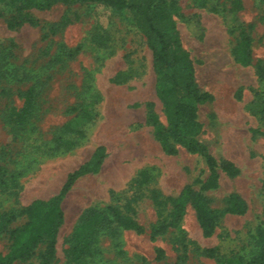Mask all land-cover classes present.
<instances>
[{"label": "rangeland", "instance_id": "rangeland-1", "mask_svg": "<svg viewBox=\"0 0 264 264\" xmlns=\"http://www.w3.org/2000/svg\"><path fill=\"white\" fill-rule=\"evenodd\" d=\"M174 17L183 46L195 66L196 83L209 91L212 98L197 104L195 137L207 146L217 161L232 162L239 169L235 175L221 168L218 186L206 192L209 205L216 209L227 206L230 194H237L247 204L243 214H224L212 236H205L194 206L189 203L182 221L185 235L201 247L218 246L225 254L239 253L246 257L257 226L264 221V81L257 74V64L264 65V0H174ZM39 24L24 23L16 29L0 17V39L16 44L13 66L21 76L38 74L48 81L39 98L38 133L28 140L13 138L2 118L10 105L21 107L19 91L31 82L14 85L12 98L0 96V165L19 167L30 145L50 140L54 131L65 125L82 127L87 132L84 143L58 156L40 158L20 179L17 198L3 194L0 187V208L26 206L33 200L47 199L59 192L70 172L91 160L99 147L104 158L97 171L87 173L74 183L62 202L64 223L58 234L57 260L66 264L69 238L78 220L89 209L113 203V191L126 189L137 172L147 166L156 168L157 176L138 190L136 219L142 232L125 230L124 249L128 261L118 258L117 264H176L182 254L180 235L169 229L152 238L151 229L166 218L173 200L191 185L201 191L209 176L204 158L174 141L176 151L168 153L156 135L158 126H167L165 104L158 92V76L147 35L138 29L128 12L98 2L56 3L44 10H32ZM239 17L243 25L231 28ZM66 22L63 27L43 38V24ZM109 36L107 46L91 41L93 31ZM248 33L252 39V61L244 64L235 56V49ZM85 43L72 59L51 66L50 59L60 44L75 47ZM97 52L101 56L97 59ZM93 74V86H83L87 72ZM5 86H10L5 82ZM89 90V91H88ZM73 108L93 109L98 115L90 124ZM160 194L158 205L154 195ZM25 217L13 223L18 227ZM9 235H0V251L7 253ZM102 245L110 248L108 239ZM162 248L164 258L156 259ZM187 264H216L214 259L189 252ZM107 257H114L108 251ZM38 253L14 264H32Z\"/></svg>", "mask_w": 264, "mask_h": 264}, {"label": "trees", "instance_id": "trees-1", "mask_svg": "<svg viewBox=\"0 0 264 264\" xmlns=\"http://www.w3.org/2000/svg\"><path fill=\"white\" fill-rule=\"evenodd\" d=\"M87 3L98 2L112 6L118 10L129 13L132 23L147 35L153 53L154 68L158 76V92L165 104L168 120L167 126H158L156 135L168 153L176 151L174 141H178L190 152L202 155L207 165L209 176L203 183L201 191L195 193L188 185L181 194L173 200V207L168 216L158 222L151 229V236L164 235L169 229H176L180 235L182 254L176 264H187L189 252L192 250L202 256L214 259L216 264H264V221L257 226L251 241L248 256L239 253L225 254L218 246L201 247L185 235L182 221L186 214L187 206L191 203L197 212L203 234L212 236L220 218L224 214H243L247 211V204L239 195L230 194L227 206L216 209L209 205L206 192L218 186V169L235 175L239 169L232 162L219 163L207 146L195 137L198 128L196 122L197 104H203L212 98L209 91H202L196 83L195 66L188 50L183 46L177 23L174 17L178 8L174 0H0V17H7L10 29H16L24 23L39 24L31 13L32 10H44L56 3ZM236 7H240V0H235ZM231 31L240 29L243 25L239 17L234 19ZM66 22L43 24V38H48ZM108 35H102L95 30L91 41L99 46H107ZM79 43L75 47L66 44L58 46L56 54L50 59L51 66L64 63L74 58L84 47ZM16 44L6 39H0V96L12 98L15 94L14 85L31 82L25 91H19V96L24 102L21 107L10 105L2 114V118L9 126L13 138L28 140L33 133H38L37 125L40 117L39 98L48 84L47 80L38 74L18 73V67L13 66L11 59L14 57ZM235 56L244 64L252 61V39L248 33L242 32V37L235 49ZM97 59L101 56L97 52ZM257 74L264 81V65L257 64ZM5 82L10 86H5ZM93 74L89 71L84 77L83 86L87 89L93 86ZM89 91V90H88ZM83 109V108H82ZM73 108L70 111L82 115L91 125L95 123L98 113L93 109L84 111ZM87 138V132L82 127L65 124L57 128L50 140L30 145L24 160L16 168L0 165V187L3 194L17 198L19 195L20 179L32 169L34 163L40 158L58 156L68 153L81 146ZM104 158L103 147H99L95 156L79 168L70 172L61 189L55 195L33 200L26 206L0 208V235L7 234L11 241L7 253L0 251V264H14L18 260L34 257L38 253L37 261L32 264H55L57 260L58 234L64 223L62 202L74 183L81 176L97 171ZM156 168L147 166L140 169L131 180L128 187L120 192L113 191V203L96 206L87 210L78 220L74 231L69 238V247L66 250V264H117L118 258L128 261L127 251L124 249L123 232L143 229L136 219V207L139 196L138 190L144 183L155 179ZM158 205L163 203L160 194L154 195ZM21 217L26 222L18 227L13 223ZM104 239L110 242V248L102 245ZM114 253V257H107L106 253ZM162 248L157 249L156 259L164 258Z\"/></svg>", "mask_w": 264, "mask_h": 264}]
</instances>
